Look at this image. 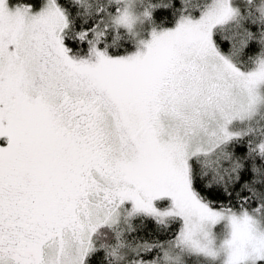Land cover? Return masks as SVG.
<instances>
[{
	"label": "snow or ice",
	"instance_id": "6c2138e0",
	"mask_svg": "<svg viewBox=\"0 0 264 264\" xmlns=\"http://www.w3.org/2000/svg\"><path fill=\"white\" fill-rule=\"evenodd\" d=\"M0 264H264V0H0Z\"/></svg>",
	"mask_w": 264,
	"mask_h": 264
},
{
	"label": "trees",
	"instance_id": "16d2710c",
	"mask_svg": "<svg viewBox=\"0 0 264 264\" xmlns=\"http://www.w3.org/2000/svg\"><path fill=\"white\" fill-rule=\"evenodd\" d=\"M12 2H15V0H12ZM237 190H239V185H237ZM138 235L148 239H155L158 236L163 237L165 233L159 230L153 222L147 221L145 226L140 229Z\"/></svg>",
	"mask_w": 264,
	"mask_h": 264
}]
</instances>
